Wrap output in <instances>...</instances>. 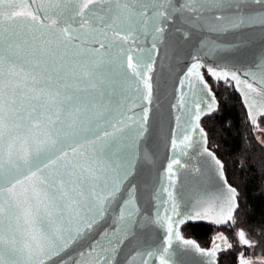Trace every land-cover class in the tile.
Here are the masks:
<instances>
[{"label":"snow or ice","instance_id":"snow-or-ice-1","mask_svg":"<svg viewBox=\"0 0 264 264\" xmlns=\"http://www.w3.org/2000/svg\"><path fill=\"white\" fill-rule=\"evenodd\" d=\"M257 28L264 0H0V264H264L204 127L231 89L264 147V49L220 40ZM190 221L231 235L201 248Z\"/></svg>","mask_w":264,"mask_h":264},{"label":"trees","instance_id":"trees-1","mask_svg":"<svg viewBox=\"0 0 264 264\" xmlns=\"http://www.w3.org/2000/svg\"><path fill=\"white\" fill-rule=\"evenodd\" d=\"M217 98L220 100V111L215 114V119H206L204 122V127L209 133L208 147L225 162L229 182L240 190L241 202L244 205L241 221L255 228L264 214V196L261 192L264 185L261 168L264 164V147L249 135L240 98L231 89L225 90L222 87L217 90ZM261 126L264 127V124ZM181 231L185 238L193 240L205 249L211 247L212 239L218 232L224 231L225 235H231L225 229L204 225L187 224ZM260 254L258 249L256 255ZM219 257V264H233L231 256L227 253L219 254Z\"/></svg>","mask_w":264,"mask_h":264},{"label":"water","instance_id":"water-1","mask_svg":"<svg viewBox=\"0 0 264 264\" xmlns=\"http://www.w3.org/2000/svg\"><path fill=\"white\" fill-rule=\"evenodd\" d=\"M220 40L225 45V51L222 53L223 55L232 56L246 62H250L257 53H259L262 49H264V34H262L258 28L254 30L244 31L240 34L228 33L221 36ZM241 40L244 41V45L239 49V51L228 47V45L234 42H239ZM236 95L239 97L238 94ZM180 159L182 163H185L186 167L184 169H180L179 175L181 177L188 176L197 166L196 163L197 158L181 156ZM166 162L167 161L165 160V150L163 147H161L159 154L156 157L155 163L152 166L153 175H155L156 171L162 168L166 164ZM161 176H163V173H161ZM205 187L210 188L207 182H205ZM188 224L204 225V226L212 227L214 229H222L221 227L213 225L208 221H195V222L190 221ZM152 239L153 240L155 239V235H153ZM174 259L177 261V264H181V262L182 264H198L200 257L196 255L194 252L184 253L183 247H181V256L174 257Z\"/></svg>","mask_w":264,"mask_h":264},{"label":"rangeland","instance_id":"rangeland-1","mask_svg":"<svg viewBox=\"0 0 264 264\" xmlns=\"http://www.w3.org/2000/svg\"><path fill=\"white\" fill-rule=\"evenodd\" d=\"M257 135H259V133H257ZM216 235H217V234H215V236L213 237L212 242H213V240L215 239ZM212 242H211V244H212ZM250 254H251V253H250Z\"/></svg>","mask_w":264,"mask_h":264}]
</instances>
